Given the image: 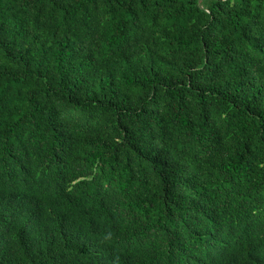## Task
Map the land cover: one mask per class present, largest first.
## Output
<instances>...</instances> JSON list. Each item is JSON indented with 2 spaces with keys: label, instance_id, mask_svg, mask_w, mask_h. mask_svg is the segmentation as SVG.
I'll use <instances>...</instances> for the list:
<instances>
[{
  "label": "trees",
  "instance_id": "obj_1",
  "mask_svg": "<svg viewBox=\"0 0 264 264\" xmlns=\"http://www.w3.org/2000/svg\"><path fill=\"white\" fill-rule=\"evenodd\" d=\"M0 264H264V0H0Z\"/></svg>",
  "mask_w": 264,
  "mask_h": 264
}]
</instances>
